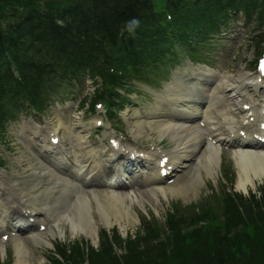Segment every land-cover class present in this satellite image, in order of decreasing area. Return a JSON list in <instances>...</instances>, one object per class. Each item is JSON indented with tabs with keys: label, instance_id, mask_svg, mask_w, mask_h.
I'll use <instances>...</instances> for the list:
<instances>
[{
	"label": "trees",
	"instance_id": "1",
	"mask_svg": "<svg viewBox=\"0 0 264 264\" xmlns=\"http://www.w3.org/2000/svg\"><path fill=\"white\" fill-rule=\"evenodd\" d=\"M187 1L168 2L174 29L181 26L183 35L204 15L195 7L186 12ZM24 2L26 12L6 29L0 27V124L24 100L37 102L47 96L55 75L63 76L75 67L65 60L56 66L45 62L67 48L76 55L84 53L82 61L73 59L81 62L79 67L86 63L101 69L106 81L112 82L111 63L124 61L137 71L142 64L155 62L149 57L156 55L161 61L175 37L174 29L154 9L153 0H72L67 5L52 0L43 8H29ZM250 2L247 10L258 3L264 9V0H213L212 5L219 10L225 5L226 10ZM211 30L213 26H207L202 36ZM109 50L113 57L103 66L99 60ZM37 54L42 57L34 60ZM11 67L18 71L16 80L6 75ZM225 201V207L176 210L165 224L145 220L143 233L135 238L123 240L117 233L112 237L105 233L100 249L89 254L77 244L62 246L59 253L67 264H264V187L259 198L237 195ZM215 220L224 222V231L215 227ZM117 247L124 249L123 255ZM63 262L55 259L53 264Z\"/></svg>",
	"mask_w": 264,
	"mask_h": 264
},
{
	"label": "bare ground",
	"instance_id": "2",
	"mask_svg": "<svg viewBox=\"0 0 264 264\" xmlns=\"http://www.w3.org/2000/svg\"><path fill=\"white\" fill-rule=\"evenodd\" d=\"M92 50L93 49H90V51ZM214 76H212V78L215 80ZM235 81L236 82H234L232 87L234 92L237 87L236 84L238 78L235 79ZM228 82L229 80L225 79L222 82L220 81L217 86L220 88ZM172 85L173 86L168 89V97L173 102L167 103L164 98L157 97V107H154L148 112L150 116L154 115L159 118L151 117V121H144L140 118L141 114L137 112L135 113L136 124L139 127V130L144 131L145 127L149 126L152 129L157 130L158 133H168L171 139L176 143V149L168 153L172 160L175 161L173 162L174 165L181 164V166H179L180 172L175 174L177 178L173 185H164V180H161L154 170H149L148 172L143 173L141 177L143 183L148 185V189L153 193L152 196L156 199H158L159 194H162L167 198L169 193L171 195H180L198 190L203 181L204 173H213L215 171L214 165L219 164V159L221 157L220 147L210 144L205 138V135L207 132L216 133L219 131L218 126L213 125L215 123L214 118L217 119L213 115V110L220 103L222 94L218 93L217 90L216 92L214 91L212 103H209L207 101L208 94L206 96L207 88H202V86L199 85H196L197 87H190L189 85H183L182 82L178 81L172 82ZM174 103L183 104V107L172 105ZM217 113L220 114L221 117H223V120L227 123L228 129L225 130V133L227 130L231 132L234 126V121H232L234 117L231 115L234 114L233 111L230 110V108H225L224 110H217ZM178 115L187 116L188 119L200 117L199 120H204L206 127L204 129L199 128L194 130L191 125L186 126L185 124L177 123L175 121L178 120ZM249 127L250 124L245 128L248 129ZM214 129H216V131H213ZM52 130L55 132L60 131L63 137L66 136V130L63 128ZM250 134V131H248L247 136L249 137ZM75 137L77 139V145L82 146L86 143L83 141L84 138L81 136L80 132H77ZM227 138L228 137H226V139ZM234 139H231L233 141L232 146L235 147L234 154L240 169V179L237 187L244 192H247L249 187L254 186L258 181L264 179V150L262 148L264 147V144L261 142L258 144L255 140H250L251 138H241L238 133L235 134ZM201 144L206 145L207 149L206 155L202 157L199 156V154H201ZM48 148L58 149L57 146H49ZM83 148L86 149V147ZM94 153V151L88 150L86 154L89 158H92ZM85 162L86 160H81L83 165ZM93 162L95 163V161ZM185 170H187L188 174L182 175V173H186ZM90 174L91 173H88V171H82L79 175L75 173L76 177L82 182H86L84 178ZM44 175L47 174L44 173L41 176L40 173H38L37 181H35H44L43 183H46L45 180H47V178ZM114 181V179L109 180L110 183H114ZM51 184L56 188V182H52ZM51 186L52 185L48 186L46 184L42 190L36 194L41 198L45 197V199L47 196H50L48 199L52 201V204L48 203V208L51 211H54L53 216L55 217V223L59 224L65 221V223H68L71 226L74 235L83 234L87 238L96 240L99 227L94 219L95 210L99 212L102 224L108 227L116 222L121 223L122 221H125L123 216L127 218L130 216V207L127 204V199L130 197L119 192V187L110 185V189L105 192L93 190L80 191L79 189H76L77 191L74 196L81 195V199L76 201V207L72 211L69 209L70 205H67V203H69L68 196L70 197L72 188L64 186L65 188L61 189L59 196L56 197L52 193L54 187ZM17 197L18 196L13 195L12 201L10 199L7 202L11 208L16 206L18 202ZM53 197L55 198L54 200ZM45 210L49 211L47 208H45ZM124 227L125 225L123 228ZM59 231L63 234L61 229H59ZM43 236L44 234L34 235L32 236V240H35V244L44 243L46 240ZM15 249L17 254L16 264H26L27 260L25 254L27 247L24 243L18 241Z\"/></svg>",
	"mask_w": 264,
	"mask_h": 264
},
{
	"label": "rangeland",
	"instance_id": "3",
	"mask_svg": "<svg viewBox=\"0 0 264 264\" xmlns=\"http://www.w3.org/2000/svg\"><path fill=\"white\" fill-rule=\"evenodd\" d=\"M23 2L24 4L27 3V5H31L29 6V8H32L45 7L47 3H50V0H0V27L8 26L9 23H11L13 19H16L19 14L26 12L27 8L25 7L22 10L19 9L20 12L17 14L12 12L13 9L16 10L18 9V7H21ZM64 2H68V0H64ZM162 2L163 0H160V3ZM8 10H10L11 15L7 16V13H9ZM236 26V24L233 25L232 29H234ZM255 28L256 23H251L249 28H246L244 38L241 41L236 40L232 41V43H227L224 42L225 40L223 39L220 43L217 42L215 44L216 51H210V53L208 54L210 61L212 62V65L210 66L214 67L216 70L218 69L220 73L228 77L229 80V82L225 86H222L220 88L222 96L225 98V102L222 103L223 105L227 106L228 104L234 102L233 100H231V97L234 95L235 97L237 96L232 89L234 82H236L235 79L238 78L239 83L242 81L239 76L242 77V73L248 72L247 66H249L251 61L255 59L256 54L259 51L256 45L260 41V32H258V30H256ZM229 37V35L224 36V38H226L228 41ZM262 46H264V41L262 43ZM205 67L206 65L203 64L198 65V70H205ZM187 68V65L184 64L183 66H176L175 69L184 70ZM175 72L176 71L173 70L170 74L160 76H157L156 74H151L150 80L153 81L151 85L136 81L135 83L138 86L139 91L134 92V94H132L131 96L134 99L137 98V101L135 102L136 104L126 106L125 111H123L122 113L126 119H130L127 120V124L129 126L127 129H129V131L135 130L139 132L141 135L138 136V138H140L143 143H162L165 145L168 151H173L176 148V143L171 139L170 135H168V133H158L157 130H152L149 126H146L144 131L139 130V127L137 126L136 122L132 120V114L134 111H137L142 115H145V113H148L151 109L156 107L157 95H160L168 101L169 97L167 96L169 93L167 90L173 81V76L175 75ZM230 89H232V91ZM87 90L93 92V89H91L89 85L87 86ZM140 90H142L144 93ZM145 91L149 93L147 94L145 93ZM71 104L74 103L72 102ZM219 108L221 107H218L217 110ZM233 108H237V104H235ZM77 114L78 113H75L74 116ZM83 114V111H79V115L81 117ZM58 115L59 114L56 111L51 112V120L54 121L57 126H62L61 123L58 121L59 119H65L68 124H72L67 125L66 123H64L66 126L76 125L75 122L77 120H74L71 115L67 114L65 118L64 116ZM84 115H87V113ZM26 124L27 122L20 120L16 125L11 126L8 141L10 143V151L7 154V165L10 169L8 175L10 176V174H15V176L19 178L23 184L29 183L30 176L35 175L34 170L36 168L40 169L39 162L33 159L34 157L30 156L24 148L20 147V143L22 142V135L24 134V128ZM217 124L224 125V121H218ZM203 152H206V150H204ZM233 153V149H223L222 158L219 164L214 167L215 171L209 175H206V173H204V180L196 191L194 190L189 193L180 195L169 194L167 198L160 194L158 197V201H156L153 196L149 193H144V191L135 192L136 196L131 194L130 196L133 201L128 200L127 202L130 207V216L129 218L123 216L125 221H122V224L116 222L111 227L105 226L104 224H102L99 212L95 210L94 219L97 225L99 226V232L95 242L86 238V236L82 234L74 235L71 226L68 223L64 222L60 226V228L65 231L64 238L61 234V231H59V227L53 230L55 234V236H53V234L51 233L52 231H50L52 225H48L46 237L48 238V241L53 244V247L51 246L53 249L51 250H49L50 248H45L42 245H40V247H32L30 245L31 242L25 240L26 238H28V236H23L21 238L22 240L20 241H22L27 246V252L25 254L27 260L26 264H48L47 261L44 260L43 256H46V258L49 257L50 252H53L55 250V245L60 242L66 241L67 243H70L76 240L84 239L85 241L93 242L94 246L97 247L102 236V231L105 230L107 232H110L113 227H118L120 233L122 235L125 234L123 235L125 237L129 234L135 235L141 227V219L144 217V215L147 217H156L158 220L164 221V216L166 212L171 209L172 205H175L178 202H181L184 206L189 205L193 202H212L216 194L222 192L224 184H226V186L230 185V183H225L226 181L224 174H226L227 172H229V177L235 183V190L243 193V191L241 189L238 190L237 187L240 179V169L238 167V164L233 160ZM21 166H24V168H26L27 170L21 169ZM263 182L264 179L260 182H257V185L254 187H250V189L254 192H257L258 187ZM25 188V190L30 193V187L26 185ZM212 190H214V192L210 194ZM35 206L38 207L37 205ZM122 225H125V227L123 228ZM15 246L16 242L14 241H11L7 245L0 244V264H3L2 262L4 261H10L11 264H16L17 254ZM118 253H121V250H118ZM87 254H89V250L87 251Z\"/></svg>",
	"mask_w": 264,
	"mask_h": 264
}]
</instances>
